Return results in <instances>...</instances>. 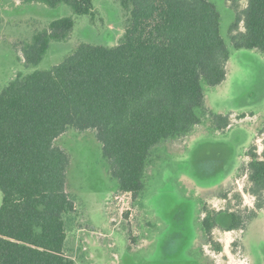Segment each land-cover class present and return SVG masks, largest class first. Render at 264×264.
Returning a JSON list of instances; mask_svg holds the SVG:
<instances>
[{"label":"trees","instance_id":"trees-1","mask_svg":"<svg viewBox=\"0 0 264 264\" xmlns=\"http://www.w3.org/2000/svg\"><path fill=\"white\" fill-rule=\"evenodd\" d=\"M20 1L67 5L74 16L93 10V0ZM119 1L130 17L118 46L80 44L49 70L18 74L0 90V264H74L65 245V220L75 211L67 192L70 159L56 144L68 130L94 132L118 191L135 199L144 190L153 148L186 137L206 117L216 130L230 125L228 116L205 106L204 86L225 80L230 57L216 2ZM229 1L235 13L231 48L264 56V0H244L243 8L242 0ZM74 24L62 17L35 32L22 46L26 67L37 66ZM247 156V192L260 210L264 149L259 155L253 146ZM255 214L206 213L202 229L206 235L216 224L244 230Z\"/></svg>","mask_w":264,"mask_h":264},{"label":"rangeland","instance_id":"rangeland-1","mask_svg":"<svg viewBox=\"0 0 264 264\" xmlns=\"http://www.w3.org/2000/svg\"><path fill=\"white\" fill-rule=\"evenodd\" d=\"M214 2L230 57L225 80L204 86L205 106L228 116L227 128L216 130L206 117L186 137L153 148L144 190L130 202L122 201L93 131L71 129L57 139L70 159L67 192L75 211L65 220V245L74 264H264V207L255 209L246 172L249 149H264V56L231 48V1ZM62 17L75 22L67 39L51 42L43 60L26 67L22 46ZM129 17L119 0H93L89 16H74L67 5L0 0V90L18 74L49 70L80 44L118 46ZM253 212L244 230L202 229L206 213L247 219Z\"/></svg>","mask_w":264,"mask_h":264},{"label":"built area","instance_id":"built-area-1","mask_svg":"<svg viewBox=\"0 0 264 264\" xmlns=\"http://www.w3.org/2000/svg\"><path fill=\"white\" fill-rule=\"evenodd\" d=\"M121 197H122V201H128V202H130L131 200H132V194L131 193H129V192H122V194H121ZM116 198H120V197H116Z\"/></svg>","mask_w":264,"mask_h":264},{"label":"crops","instance_id":"crops-1","mask_svg":"<svg viewBox=\"0 0 264 264\" xmlns=\"http://www.w3.org/2000/svg\"><path fill=\"white\" fill-rule=\"evenodd\" d=\"M244 0H242L241 2H243ZM240 2V3H241ZM245 2V1H244ZM226 3H228V5H229V2H226ZM245 4H246V2H245ZM228 5H226V6H228ZM244 7H245V5H244ZM228 8L232 11V15H233V17L235 18V13H234V11L228 6ZM241 30H243V28L241 27ZM256 51V50H255ZM227 65H228V63H227ZM226 69H227V66H226Z\"/></svg>","mask_w":264,"mask_h":264}]
</instances>
